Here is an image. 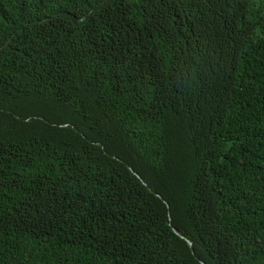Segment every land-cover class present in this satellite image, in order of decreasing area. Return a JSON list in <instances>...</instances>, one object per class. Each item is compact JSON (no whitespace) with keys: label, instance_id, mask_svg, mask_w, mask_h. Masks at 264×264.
Listing matches in <instances>:
<instances>
[{"label":"trees","instance_id":"16d2710c","mask_svg":"<svg viewBox=\"0 0 264 264\" xmlns=\"http://www.w3.org/2000/svg\"><path fill=\"white\" fill-rule=\"evenodd\" d=\"M264 264V0H0V264Z\"/></svg>","mask_w":264,"mask_h":264},{"label":"water","instance_id":"95a60500","mask_svg":"<svg viewBox=\"0 0 264 264\" xmlns=\"http://www.w3.org/2000/svg\"><path fill=\"white\" fill-rule=\"evenodd\" d=\"M202 264H205V263H203V262H201Z\"/></svg>","mask_w":264,"mask_h":264}]
</instances>
